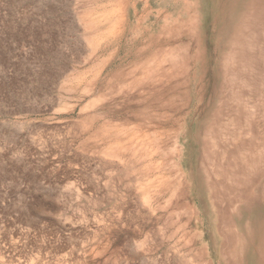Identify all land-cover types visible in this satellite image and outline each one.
<instances>
[{"label":"rangeland","instance_id":"rangeland-1","mask_svg":"<svg viewBox=\"0 0 264 264\" xmlns=\"http://www.w3.org/2000/svg\"><path fill=\"white\" fill-rule=\"evenodd\" d=\"M123 1L0 0V264H264V0Z\"/></svg>","mask_w":264,"mask_h":264},{"label":"bare ground","instance_id":"bare-ground-1","mask_svg":"<svg viewBox=\"0 0 264 264\" xmlns=\"http://www.w3.org/2000/svg\"><path fill=\"white\" fill-rule=\"evenodd\" d=\"M116 1H117V0H115V2H116ZM118 1H119V3H120V2H122L123 0H121V1L118 0ZM136 2H137V1H136ZM117 3H118V2H117ZM123 3H125V2L123 1ZM156 3H158V1H157ZM87 4H88V3H87ZM125 4H126V3H125ZM132 5H133V16H132V17L135 19V17H134V12H135V10H136V6H135L136 4L134 3V4H132ZM87 6H88V5H87ZM89 6H92V5H89ZM125 6H126V5H125ZM143 6H145V5H142V7H143ZM85 7H86V6H85ZM89 8H92V7H89ZM93 8H94V7H93ZM142 11H144V10H142ZM142 11H141V12H142ZM87 12H89V11H87ZM87 12H86V13H87ZM135 14H136V13H135ZM185 18H186V17H185ZM131 19H132V18H131ZM249 20H250V19H249ZM89 21L92 23L91 20H89ZM89 21H88V22H89ZM90 22H89V24H90ZM129 22H130V20H129ZM186 22H187V21H186ZM256 22H258V21H256ZM127 24H128V23H127ZM90 25H91V24H90ZM133 25H134V24H133ZM188 25H189V24H188ZM255 25L257 26V23H256ZM88 26H89V25H88ZM88 26H87V28H88ZM174 26H175V25H173V27H174ZM176 26H177V25H176ZM186 26H187V25H186ZM253 27H254V26H253ZM185 28H186V27H185ZM255 28H256V27H255ZM255 28H254V29H255ZM187 29H188V28H187ZM258 29H259V27H258ZM245 30H246V29H245ZM245 30H244V31H245ZM255 31H256V33H258V32L260 33V31H258V32H257V30H255ZM120 33H121V32H120ZM120 33L118 32L117 34L120 35ZM159 33H160V32H159ZM173 33H174V32H173ZM259 33L257 34L258 37H260V36H259V35H260ZM86 34H87V33H86ZM88 34H89V32H88ZM90 34H91V33H90ZM115 34H116V33H115ZM117 34H116V35H117ZM157 34H158V32H157ZM175 34H176V32H175ZM80 35H82V34H80ZM121 35H122V33H121ZM158 35H159V34H158ZM158 35H156V36H158ZM83 36H84V35H83ZM117 36H118V35H117ZM170 36H172V35H170ZM170 36H169V38H170ZM182 36H185V35H182ZM182 36H181V37H182ZM189 36H190V38H191L192 35L190 34ZM189 36H188V37H189ZM85 37H86V36H85ZM133 37H134V36H133ZM154 37H155V36H154ZM176 37H178V35H177ZM255 37H257V36H255ZM156 38H157V37H156ZM163 38H164V37H163ZM192 38H194V37H192ZM257 39H258V38H257ZM84 40H85V38H84ZM87 40H88V39H87ZM163 40H164V39H163ZM168 40H169V39H168ZM175 40H176V39H175ZM191 40H192V39H191ZM191 40H190V41H191ZM193 40H194V39H193ZM193 40H192V42H194ZM91 41H92V40H91ZM108 41H109V43H111V42H112V38H111V42H110V40H108ZM147 41H148V40H147ZM147 41H146V43H147ZM85 42H86V41H85ZM162 42H163V41H162ZM165 42H167V45H168V41H165ZM170 42H171V41H170ZM175 42H176V41H175ZM178 42H179V41H178ZM183 42H185V41H183ZM186 42H187V41H186ZM192 42H191V43H192ZM107 43H108V42H107ZM109 43H108V44H109ZM146 43H145V44H146ZM149 43L151 44L150 41H149ZM187 43H189V44H186V43H185L186 46H187V45H190L189 40H188ZM211 43H212V42H211ZM211 43H210V44H211ZM108 44H107V45H108ZM185 44H183V45H185ZM194 44H195V43H194ZM212 44H213V43H212ZM107 45H106V46H107ZM142 45H143V44H142ZM162 45H163V43H161V45H157V46H159V47H158V51H159L161 54H162V52L165 51L164 49H166V48H163ZM164 45H166V43H164ZM178 45L180 46V44H178ZM256 45H257V44H256ZM89 46H90V45H89ZM168 46H170V45H168ZM174 46H175V48H176V50H177V47H178V46H177V47H176V45H174ZM234 46H235V45H234ZM234 46H232V47L235 48ZM143 47H144V46H143ZM171 47H172V46H171ZM175 48L173 47V48L169 49V47H168V49H169L171 52H172ZM178 48H180V47H178ZM183 48H184V46L182 47V49H183ZM188 48H189V47H187V49H188ZM140 49H142V48H138V47H137L136 51L139 52V51H141ZM172 49H173V50H172ZM180 49H181V48H180ZM187 49L184 50V51H189V50H187ZM189 49L192 50V45H191V48H189ZM176 50H175V51H176ZM212 50H213V49H212ZM230 50H231V48H230ZM110 51H111V50H110ZM167 51H168V50H167ZM167 51H165V52H167ZM175 51H173L174 54H175ZM178 51H179V50H177L176 53H177ZM193 51H194V50H193ZM204 51H205V50H204ZM253 51H254V50H253ZM171 52H169V53H171ZM180 52H181V51H180ZM213 52H214V51H213ZM160 53H159V54H160ZM167 53H168V52H167ZM167 53H165V54H167ZM211 53H212V52H211ZM161 54H160V58H161ZM174 54H173V56H174ZM74 55H75V54H74ZM169 55H171V54H169ZM169 55H168L167 57H169ZM162 56H163V55H162ZM164 56H165V55H164ZM171 56H172V55H171ZM171 56H170V57H171ZM170 57H169V58H170ZM157 58H158V57H157ZM165 59H166V58H165ZM192 60H193V59H192ZM210 60H211V59H210ZM164 61L166 62V60H164ZM190 61H191V60H190ZM149 62H150V61H149ZM189 64H190V62H189ZM189 64H187L186 66H189ZM191 65H192V64H191ZM230 65H231V64H230ZM58 66H59V65H58ZM153 66H154V65H153ZM162 66H163V65H162ZM234 66H235V65H234ZM66 67H67V66H66ZM68 67H69V66H68ZM167 67H169V66H167ZM171 67H172V66H170L169 69L167 68V70L170 71V70H171V69H170ZM173 67H174V66H173ZM173 67H172V68H173ZM210 67H211V66H210ZM226 67H227V66H226ZM161 68H162V67H161ZM164 68H166V66H165ZM174 68L176 69L177 67H174ZM174 68H173V69H174ZM184 68H186V67H184ZM230 68H231V67H230ZM76 69H77V68H76ZM131 69L133 70V68H131ZM134 69H135V68H134ZM146 69H147V68H146ZM173 69H172V70H173ZM178 69H179V67H178ZM188 69H189V67H188ZM57 70H58V69H57ZM65 70H66V68H65ZM129 70H130V69H129ZM129 70H128V71H129ZM160 70H161V69H160ZM162 70L164 71V69H162ZM167 70H165L164 72H166ZM66 71H67V70H66ZM72 71H73V70H72ZM157 71H158V70H156V74H157ZM169 71H167V72H169ZM174 71L179 73V71H176V70H174ZM181 71H182V70H181ZM181 71H180V72H181ZM232 71H233V70H232ZM232 71H231V69H230V72H232ZM132 72H133V71H132ZM148 72H149V71H148ZM167 72H166V73H167ZM175 72L173 73V74H174L173 77H175V76L178 74V73H176V75H175ZM230 72H229V73H230ZM127 73H128V72H127V70H126L125 75H126ZM129 73H130V71H129ZM229 73H227V74H229ZM149 74H150V73H149ZM168 74H169V73H168ZM180 74H181V73H180ZM180 74H179V75H180ZM62 75H63V74H62ZM141 75H142V74H141ZM165 75H166V74H165ZM165 75L163 74V78H164ZM179 75L176 76V77H179ZM236 75H237V74H236ZM247 75H248V74H247ZM115 76H116V75H115ZM161 76H162V75H161ZM161 76H160V77H161ZM171 76H172V74H171V75L169 74V78H171ZM225 76L227 77L226 74H225ZM228 76H229V75H228ZM67 77H68V76H67ZM111 77H113V75H112ZM206 77H207V76H206ZM226 77H225V78H226ZM77 78H78V77H77ZM153 78H154V77H153ZM158 78H159V76H158ZM163 78L161 77L160 79L164 80ZM165 78L169 79L167 76H166ZM181 78H182V77H181ZM234 78H235V77H234ZM237 78H238V77L235 78V79H236L235 81H237ZM110 79H111V78H110ZM142 79H143V78H142ZM160 79H159V80H160ZM167 79H166V80H167ZM179 79H180V77H179ZM201 79H202V78H201ZM203 79H204V78H203ZM156 80H157V79H156ZM227 80H228V77H227ZM227 80H225V81H227ZM233 80H234V79H233ZM64 81H65V80H64ZM139 81H140V80H139ZM139 81L136 82V83L134 84L135 87L138 85V83H140ZM151 81H152V79H150V83H149V82H146V83H145L144 88L142 87V88H143V92L146 90V93H147V91H150V89L154 86V85H152L153 83H152ZM160 81H161V80H160ZM175 81H177V78L175 79ZM179 81H180V80H179ZM187 81H188V80H187ZM199 81H200V80H199ZM122 82H124V81H122ZM153 82H154V81H153ZM64 83H65V82H64ZM128 83H129V82H128ZM148 83H149V84L152 83V84H151L150 86H148ZM154 83H155V82H154ZM162 83H163V82H162ZM164 83H165V82H164ZM164 83H163V84H164ZM166 83H167V82H166ZM168 83H169V82H168ZM123 84H124V83H123ZM126 84H127V83H126ZM169 84H170V83H169ZM198 84H200V83H198ZM140 85H141V84H140ZM173 85H174V84H173ZM173 85H172V86H173ZM227 85H228V84H227ZM234 85H235V84H234ZM234 85H233V86H234ZM122 86H123V85H122ZM134 86H132V88H133ZM155 86H159V83H158V85H155ZM160 86H161V88H163L164 85L162 86L161 83H160ZM160 86H159V87H160ZM172 86H171V87H172ZM197 86H198V85H197ZM200 86H201V85H200ZM202 86H203V85H202ZM228 86H229V85H228ZM62 87H63V86H62ZM85 87H86V86H85ZM85 87H84V88H85ZM123 87H124V86H123ZM168 87H169V86H168ZM180 87H181V86H180ZM180 87H179V88H180ZM66 88H67V87H66ZM126 88H127V87H126ZM154 88H155V90H157V89L159 90V89H160V88H157V87H154ZM165 88H166V86H165ZM174 88H177V87H174ZM174 88H173V89H174ZM193 88H194V87H193ZM203 88H205V87H203ZM203 88H202V89H203ZM109 89H110V88H109ZM115 89H117V88H115ZM181 89H182V88H181ZM83 90H87V87H86V89H83ZM155 90H154V91H155ZM161 90H162V89H161ZM161 90H160V91H161ZM242 90H244V89H242ZM111 91H112V90H111ZM138 91H139V90H138ZM160 91H159V92H160ZM164 91H165V90H164ZM176 91H177V90H176ZM181 91H182V90H181ZM201 91H202V90H201ZM81 92H83V91H81ZM107 92H108V91H107ZM112 92H114V91H112ZM112 92H110V94H111ZM118 92H119V91H118ZM166 92H167V91H166ZM196 92H197V91H196ZM85 93H86V92H85ZM136 93L140 95V93H138V92H136ZM136 93H135V94H136ZM172 93H173V92H172ZM183 93H185V92H183ZM187 93H188V92H187ZM202 93H203V92H202ZM202 93H201V94H202ZM226 93H227V92H226ZM234 93H235V91H234ZM237 93H238V92H236V94H237ZM137 94L135 95V97H133V99H132V98H129V99L133 100V102L138 101V99H136V98L139 97ZM141 94H142V93H141ZM144 94H145V93H144ZM150 94H152V90H151ZM159 94H160V93H159ZM174 94H175V93H174ZM181 94H182V92L179 94V95H180L179 97H181ZM196 94H197V93H196ZM199 94H200V93H199ZM204 94H206V92H204ZM239 94H240V93H239ZM86 95H87V94H86ZM148 95H149V94H148ZM169 95H170V93H169ZM169 95H168V96H169ZM189 95H190V94H189ZM189 95H188V96H189ZM223 95H224V94H223ZM100 96H101V95H100ZM132 96H133V95H132ZM136 96H137V97H136ZM142 96H143V94H142ZM144 96H145V95H144ZM144 96H143V97H144ZM146 96H147V94H146ZM146 96H145V97H146ZM153 96H154V95H153ZM153 96H152V97H153ZM161 96H163V95H161ZM164 96H165V94H164ZM182 96H183V95H182ZM200 96H201V95H200ZM78 97H79V96H78ZM149 97H150V95H149ZM201 97H202V96H201ZM201 97H200V99H201ZM235 97H236V96H235ZM235 97H234V98H235ZM241 97H242V96H241ZM139 98L141 99V97H139ZM147 98H148V97H147ZM155 98H156V97H155ZM163 98H165V97H163ZM175 98H176V97H175ZM177 98H178V97H177ZM182 98H183V97L178 98V99H182ZM184 98H185V97H184ZM186 98H187V97H186ZM238 98H239V97H238ZM135 99H136V100H135ZM142 99L144 100V98H142ZM142 99H141V100H142ZM145 99H146V98H145ZM159 99H161L160 96H159L158 100H159ZM165 99H166V98H165ZM173 99H174V97H173ZM178 99H175L176 102L178 101ZM223 99H224V98H223ZM223 99H222V100H223ZM235 99H237V98H235ZM158 100H157V101H158ZM182 100H183V99H182ZM182 100H181V101H182ZM222 100H221V101H222ZM89 101H90V100H89ZM99 101H100V100H99ZM129 101H130V100H129ZM162 101H163V100H162ZM173 101H174V100H173ZM179 101H180V100H179ZM234 101H235V100H234ZM238 101H239V100H238ZM258 101H259V100H258ZM131 102H132V101H130V104H131ZM140 102H142V101H140ZM149 102H151V101L149 100ZM154 102H156V101H153V103H154ZM159 102H161V101H159ZM176 102L174 101V104H175ZM188 102H189V101H188ZM203 102H204V101H203ZM222 102H223V101H222ZM222 102H221V103H222ZM236 102H237V101H236ZM95 103H96V102H95ZM167 103H169V102H167ZM179 103H180V102H179ZM197 103H198V102H197ZM221 103H220V104H221ZM223 103H224V102H223ZM83 104H84V103H83ZM149 104H150V103H147V105H149ZM174 104H173V105H174ZM233 104H234V103H233ZM132 105H134V104L129 105V102L127 103V107H128V106H132ZM139 105H142V104H139ZM155 105H156V104H155ZM155 105H152V104H151V107H152V106H155ZM169 105L171 106L170 103H169ZM169 105H168V106H169ZM173 105H172V106H173ZM178 105H179V104H178ZM187 105H188V103H187ZM222 105H223V104H222ZM237 105H239V104L237 103ZM137 106H138V105H137ZM165 106H166V105H165ZM168 106H167V107H168ZM219 106H220V105H219ZM234 106H235V105H234ZM234 106H233V107H234ZM261 106H262V105H261ZM132 107H133V106H132ZM132 107H130V108H132ZM134 107H135V105H134ZM160 107H162V105H161ZM173 107H174V106H173ZM181 107H184V106L182 105ZM221 107H223V106H220V108H221ZM136 108H137V107H136ZM149 108H150V107H149ZM153 108H154V107H152V109H153ZM157 108H159L158 105H157ZM171 108H172V107H170L169 109H171ZM243 108H244V107H243ZM81 109H82V108H81ZM145 109H146V108H145ZM165 109H166V108H165ZM169 109H168V110H169ZM179 109H181V108H179ZM216 109H217V108H216ZM223 109H224V108H223ZM234 109H235V108H234ZM141 110H142V109H141ZM146 110H147V109H146ZM161 110H162V108H161ZM175 110H176V108H175ZM199 110H200L199 112H201V115H202V114H203V110H202V109H199ZM219 110H220V109H219ZM241 110H242V109H241ZM148 111H149V110H148ZM170 111H171V110H170ZM172 111H173V110H172ZM172 111H171V112H172ZM182 111H184V110H182ZM213 111H214V110H213ZM224 111H225V110H224ZM224 111H223V112H224ZM149 112H150V111H149ZM162 112H163V110H162ZM171 112H170V114H171V116H172V113H171ZM177 112H179V111H177ZM225 112H226V111H225ZM242 112H243V111H242ZM242 112H241V113H242ZM246 112H247V111H246ZM140 113H141V112H140ZM143 113H144V112H143ZM152 113H153V112H152ZM152 113H151V115H152ZM156 113H157V112H156ZM165 113H166V111H165ZM167 113H168V112H167ZM175 113H176V112H175ZM229 113H230V112H229ZM257 113H258V111H257ZM132 114H133V111H132ZM132 114H131V115H132ZM134 114H136V111L134 112ZM134 114H133V116H135ZM138 114H139V113H138ZM141 114H142V113H141ZM141 114L139 115V117H141ZM147 114H148V113H147ZM147 114H146V115H147ZM149 114H150V113H149ZM154 114H155V113H154ZM168 114H169V113H168ZM208 114H210V113H206V118L208 117ZM217 114H218V113H217ZM220 114H221V113H220ZM155 115H157V117H155L156 119L153 118V120H152V117L155 116ZM155 115L151 116V120H149V121L147 120V119H149V117H147V119H146V117H145V119H146L147 121H145V122L142 121V123H150L149 125H147V129L144 131V132H146V134H145V133H140V134H139L136 130H134V129H136V128H132L131 138H129V139H130V143H131V140H132V139L135 140V138H137V136H140L141 138H143L144 135H145L144 138H146V136H147L148 139H149L148 136H154V135H147V133H148L147 131H148V129L151 128L150 126L153 124L152 122H154V123L156 124V126H158L157 124H159V126H161V121L158 119V116H160L161 113H159V114H155ZM180 115H181V114H180ZM221 115H223V114H221ZM236 115H237V114H236ZM238 115L240 116V114H238ZM241 115H242V114H241ZM142 116H143V115H142ZM162 116H163V118H164V115H162ZM166 116L168 117V116H170V115H166ZM173 116L176 117L177 115H173ZM181 116H182V115H181ZM233 116H235V111H234ZM242 116H243V115H242ZM143 117H144V116H143ZM143 117H142V118H143ZM167 117H166V118H167ZM213 117H214V116H213ZM219 117H220V116H219ZM222 117H223V116H222ZM237 117H238V116H237ZM166 118H164V119L166 120ZM170 118H171V117H170ZM217 118H218V117H217ZM217 118H216V119H217ZM238 118H239V117H238ZM218 119H220V118H218ZM221 119H223V118H221ZM225 119H226V118H225ZM236 119H237V118H236ZM241 119H242V117L240 118V120H241ZM165 120H163V121H165ZM167 120H168V119H167ZM169 120H170V119H169ZM234 120H235V118H234ZM244 120H245V119H244ZM260 120H261V119H260ZM133 121H135V119H134ZM170 121H171V120H170ZM176 121H177V120H176ZM220 121H221V120H220ZM135 122H136V121H135ZM137 122L139 123V122H141V121H140V120H137ZM137 122H136V124H137ZM168 122H169V121H168ZM181 122H182V121H181ZM210 122H211V121H210ZM215 122H216V121H215ZM221 122H222V121H221ZM254 122H255V121H254ZM132 123L135 124L134 122H132ZM174 123H175V122H174ZM211 123H212V122H211ZM241 123H242V122H240V124H241ZM224 124H225V123H224ZM226 124H227V123H226ZM226 124H225V125H226ZM228 124H229V123H228ZM228 124H227V125H228ZM139 125H140V124H139ZM175 125H176V124H175ZM175 125H174V126H175ZM205 125H206V124H205ZM217 125H218V124H217ZM232 125H234V124H232ZM105 126H106V125H105ZM162 126H163V125H162ZM162 126H161V127H162ZM164 126H165V125H164ZM166 126H167V125H166ZM211 126H212V124H211L209 127H211ZM218 126H219V125H218ZM229 126H230V125H229ZM132 127H135V126H132ZM136 127H137V126H136ZM138 127H139V126H138ZM161 127H160V129H161ZM204 127H206V126H204ZM204 127L202 128V131H203ZM219 127H220V126H219ZM225 127H226V126H225ZM225 127H224V128H225ZM152 128H153V127H152ZM154 128H155V127H154ZM177 128H178V126H176V129H175V130L172 129V130H173V131H172L173 133H172V132H170V133H171V134H174V131H176ZM206 128H207V127H206ZM233 128H234V126H233ZM237 128H238V126H237ZM237 128H236V129H237ZM170 129H171V128H170ZM207 129H208V128H207ZM214 129H215V128H214ZM214 129H213V130H214ZM217 129H218V128H217ZM222 129H223V128H222ZM222 129H221V133H222ZM225 129H227V128H225ZM240 129H242V128H240ZM106 130H107V129H106ZM133 130H134V131H133ZM162 130H163V129H162ZM208 130H209V129H208ZM210 130H212V129H210ZM215 130H216V129H215ZM218 130H219V129H218ZM234 130H235V129H234ZM234 130H233V131H234ZM152 131H153V130H152ZM156 131H157V130H155V132H156ZM168 131H170V130H168ZM223 131H224V130H223ZM225 131H226V130H225ZM235 131H236V130H235ZM235 131H234V132H235ZM243 131H244V130H243ZM253 131H254V130H253ZM207 132H208V131H207ZM238 132H239V130H238ZM132 133H133V135H132ZM149 133H150V132H149ZM152 133H153V132H152ZM164 133H165V132H164ZM170 133H168V136H170ZM203 133H206V132L204 131V132H202V134H203ZM211 133H212V132H211ZM215 133H216V132H215ZM231 133H232V132H231ZM240 133H241V132H240ZM155 134H157V133H155ZM223 134H224V132H223ZM234 134H235V133H234ZM234 134H233V135H234ZM141 135H142V136H141ZM218 135H219V134H218ZM162 136H163V137H162ZM205 136H206V135H205ZM226 136H227V135H226ZM237 136H238V135H237ZM252 136H253V135H252ZM161 137H162L163 139H164V137L166 138V136H164L163 134L161 135ZM202 137H203V136H202ZM207 137H208V136H207ZM207 137H203V138H207ZM221 137H222V136H221ZM223 137H225V136H223ZM223 137H222V138H223ZM170 138H171L170 140H171V142H172V141H173V140H172L173 136H171ZM216 138H217V135H216ZM168 139H169V138H168ZM233 139H234V138H233ZM239 139H240V138H239ZM239 139H238V140H239ZM138 140H139V138H138ZM140 140H141V139H140ZM143 140H144V139H142V141H141L142 144H141V142H139L138 145L142 146L143 143H146V142L143 141ZM151 140H153L151 143H153V142L155 141L154 138H152ZM157 140H158V139H157ZM160 140H161V139H160ZM170 140H168V141H170ZM200 140H201V139H200ZM203 140H204V139H203ZM219 140H220V139H219ZM235 140H236V138H235ZM136 141H137V140H136ZM168 141H166V142H168ZM239 141H240V140H239ZM132 142H133V141H132ZM148 142H149V141H148ZM148 142H147V143H148ZM157 142H158V141H157ZM157 142H156V144H157ZM202 142H203V141H202ZM236 142H237V141H236ZM160 143H161V142H160ZM164 143H165V142H164ZM169 143H170V142H168V144H169ZM241 143H242V142H240V144H241ZM128 144H129V143H128ZM136 144H137V143H136ZM138 145H136V146H138ZM150 145H151V144H150ZM158 145H159V144H158ZM160 145H161V144H160ZM162 145H163V143H162ZM165 145H167V144L165 143ZM130 146H131V145H130ZM140 146H139V147H140ZM257 146H258V144H257ZM131 147H132V146H131ZM143 147H146V144H145V146H143ZM143 147H142V148H143ZM149 147H151V146H149ZM226 147H227V146H226ZM155 148H156V147H155ZM203 148H204V147H203ZM210 148H212V147H210ZM132 149H133V148H132ZM136 149H138V147H136ZM144 149H145V148H144ZM157 149H158V148H157ZM157 149H156V151H157ZM222 149H223V148H222ZM141 150H142V149H141ZM145 150H146V149H145ZM148 150H149V149H148ZM204 150H205V148H204ZM134 151H135V150H133V154H134ZM150 151H151V150H150ZM156 151H155V149H153V152H156ZM223 151H224V149H223ZM204 152H205V151H204ZM206 152H207V151H206ZM116 153H118V152H116ZM165 153H166V152H165ZM207 153H208V152H207ZM224 153H225V152H224ZM101 154H102V153H101ZM149 154H150V153H149ZM149 154H148V155H149ZM166 154H167V153H166ZM146 155H147V154H146ZM157 155H158V154H157ZM161 155H162V154H161ZM204 155H205V154H204ZM241 155H242V154H241ZM116 156H117V155H116ZM124 156H125V155H124ZM165 156H166V155H165ZM201 156H202V155H201ZM136 157H137V156H136ZM202 157H204V156H202ZM202 157H201V158H202ZM205 157H207V155H206ZM237 157H238V156H237ZM240 157H241V156H240ZM118 158H119V157H118ZM127 158H128V157H127ZM139 158H140V157H139ZM226 158H227V157H226ZM125 159H126V158H125ZM135 159H136V158H135ZM140 159H141V158H140ZM142 159H143V158H142ZM203 159H204V158H203ZM203 159H202V160H203ZM239 159H240V158H239ZM137 160H139V159L137 158ZM143 160H144V159H143ZM166 160H167V159H166ZM205 160H206V158H205ZM236 160H237V159H236ZM210 161H211V160H210ZM224 161H227V160H224ZM238 161H239V160H238ZM204 162H205V161H202L203 166H205V164L207 163V162H206V163L204 164ZM222 162H223V161H222ZM128 163H129V162H128ZM225 163H226V162H225ZM235 163H236V162H235ZM223 164H224V163H223ZM158 165H159V164H158ZM225 165H227V163L224 164V167H227V166H229V163H228L227 166H225ZM235 165H236V164H235ZM222 166H223V165H222ZM261 167H263V166H261ZM205 168H206V166H205ZM212 169H213V168H212ZM239 169H240V168H239ZM226 170H227V169H226ZM226 170H225V171H226ZM207 171H208V170H207ZM263 171H264V170H263ZM202 172H203V171H202V169H201V165H199V169H198V171H197L196 179H197V184H198V182H199V184H201L200 186H202V182H203V174H202ZM223 172H224V171H223ZM206 173H207V172H206ZM208 174L210 175V172H209ZM235 174H236V173H235ZM237 174H241V173H237ZM237 174H236V175H237ZM214 175H215V174H214ZM216 175H217V174H216ZM212 177H213V174H212ZM212 177H211V175H210V177L208 178L209 181H210V179H211ZM217 177H219V176H217ZM217 177H216V178H217ZM190 179H191V178H190ZM198 179H199V181H198ZM212 179H213V178H212ZM212 179H211V181H212ZM218 179H219V178H218ZM239 179H240V178H239ZM237 180H238V179H237ZM213 181H217V180H216V179H213ZM213 181H212L211 183H210V182H209V183H210L211 185H214V186H215V184H213V183H215V182H213ZM232 181L235 182L234 179H232ZM207 182H208V180H207ZM220 182H221V181H220ZM229 182H230V181H229ZM229 182H227V183H229ZM209 183H208V184H209ZM225 183H226V182H225ZM225 183H224V184H225ZM227 183H226V184H227ZM216 184H217V183H216ZM218 184H220V183L218 182ZM230 184H231V183H230ZM230 184H228V185H230ZM234 184H236V182H235ZM211 185H210V187H213V186H211ZM216 186H218V185H216ZM222 186H223V185L221 184V187H222ZM233 186H234V185H233ZM233 186H231V187H233ZM227 187H228V186H227ZM218 188H219V187H218ZM250 188H251V187H250ZM223 189H225V186H224ZM231 189H233V188H231ZM231 189H229V190H231ZM217 190H218V189H217ZM217 190L214 191L215 194H216V191H217ZM225 190H226V189H225ZM263 191H264V190H263ZM214 192H213V193H214ZM217 192H218V195L221 194L219 191H217ZM227 192H228V191H227ZM200 193H201V188H200V190H198V194H200ZM213 193H211L210 195H212ZM251 193H253V192L251 191ZM221 195H222V194H221ZM221 195H219V196H221ZM215 196H216V195H215ZM219 196L217 197V199L220 198ZM211 197H213V196H211ZM230 197H231V196H230ZM230 197H229V198H230ZM215 198H216V197H215ZM215 198H213V199H215ZM221 198H223L224 200H223V199H222V200L225 201V198H224V197H221ZM213 199H212V201H213ZM217 199H215V201H216ZM234 200H236V199H234ZM243 200H244V199H243ZM218 201H219V200H218ZM219 202H222V201H219ZM225 202H226V201H225ZM225 202H223V204H224ZM231 202H235V201H231ZM213 204H214V203H213ZM215 204H216V203H215ZM220 204H221V203H219V204H217V205H220ZM223 204H222V205H223ZM227 204H228V203H226V205H223V207L226 208ZM230 205H231V204H230ZM215 206H216V205H215ZM220 206H221V205H220ZM220 206H219V207H220ZM227 207H228V206H227ZM230 207H231V206H230ZM216 208H218V206H217ZM221 208H222V207H221ZM218 209H220V208H218ZM222 209H223V208H222ZM233 209H234V208H233ZM226 210H227V209H226ZM216 211H217V210H216ZM220 211H221V209H220ZM227 211H228V210H227ZM221 212H222V211H221ZM223 212H224V210H223ZM217 213H218V211H217ZM219 213H220V212H219ZM224 213H225V212H224ZM228 213H229V211H228ZM225 214H226V213H225ZM216 215L219 217V214H216ZM220 215H221V213H220ZM218 217H217V218H218ZM220 218H221V217H220ZM229 218H230V217H228V221H229ZM222 219H223V216H222ZM222 219H220V220L222 221ZM225 219H226V218H225ZM217 220H218V219H217ZM220 220H219V221H220ZM219 221H218V222H219ZM230 221H231V220H230ZM216 222H217V221H216ZM220 223H221V222H219V224H220ZM222 223H223V221H222ZM224 223H225V222H224ZM229 223H230V222H229ZM219 224H218V225H219ZM230 225H231V224H230ZM216 226H217V225H216ZM222 226H223V225H222ZM222 226H218V227H217V228H220V229H218V231L220 230V231H219V232H220V233H219L220 235H223V234H222L223 230H221V228H222V229H224V228H223ZM230 227H231V226H230ZM232 227H233V226H232ZM227 228H228V227H227ZM225 229H226V227H225ZM225 229H224V230H225ZM231 229H232V228H231ZM231 231H234V230H231ZM231 231H230V232H231ZM226 232L229 233V232H228V229H227ZM223 233H224V232H223ZM261 233H262V232H259V233H258V232H254V234L257 235V236H262L263 234L261 235ZM228 235H229V234H228ZM230 235H232V233H230ZM233 235H234V232H233ZM235 235H236V232H235ZM225 236H226V234H225ZM221 237H222V236H221ZM234 237H236V236H233L232 238H234ZM226 238H228V237H226ZM230 238H231V236L229 237V240H230ZM222 239L225 241V238L222 237ZM235 239H236V238H235ZM235 239H233V241H234ZM226 240L228 241V239H226ZM221 242H222V245H223L226 241L223 242V241L221 240V241H220V246H222V245H221ZM227 243H228V242H227ZM231 243H232V242H231ZM224 245H225V244H224ZM229 245H230V242H229ZM231 245H232V244H231ZM225 247H226V246H224V248H225ZM231 247H232V246H231ZM231 247H230V248H231ZM221 248H222V247H221ZM221 248H220V249H221ZM226 248H227V247H226ZM230 248H229V249H230ZM233 250H234V249H233ZM233 250H232V251H233ZM224 251H225V250L223 249V252H224ZM229 252H230V253H229L228 255L231 254V251H229ZM224 253H226V252H224ZM227 253H228V251H227ZM227 253H226V254H227ZM232 253H233V252H232ZM223 255H224V254H223ZM224 256H226V255H224ZM262 256H263V255L261 254V257H262ZM226 257H229V256H226ZM230 258L232 259V258H234V256L231 257V255H230ZM263 259H264V257H263Z\"/></svg>","mask_w":264,"mask_h":264}]
</instances>
